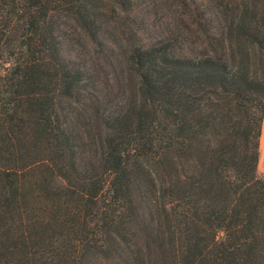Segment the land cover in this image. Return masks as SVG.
<instances>
[{"label":"trees","instance_id":"16d2710c","mask_svg":"<svg viewBox=\"0 0 264 264\" xmlns=\"http://www.w3.org/2000/svg\"><path fill=\"white\" fill-rule=\"evenodd\" d=\"M171 1L0 0V264H264V0Z\"/></svg>","mask_w":264,"mask_h":264},{"label":"rangeland","instance_id":"374dc122","mask_svg":"<svg viewBox=\"0 0 264 264\" xmlns=\"http://www.w3.org/2000/svg\"><path fill=\"white\" fill-rule=\"evenodd\" d=\"M157 2L156 11L147 8L137 13L138 18H142L147 26L140 34L141 37L146 38L158 34L166 26L165 24L171 26L177 23L184 26V23H186V20L180 17L181 14L178 15V11L183 12V10L172 4L171 0H157ZM65 49L67 53L74 55V51L69 44L66 45Z\"/></svg>","mask_w":264,"mask_h":264},{"label":"crops","instance_id":"0c3cea01","mask_svg":"<svg viewBox=\"0 0 264 264\" xmlns=\"http://www.w3.org/2000/svg\"><path fill=\"white\" fill-rule=\"evenodd\" d=\"M257 171L264 173V112L261 120V132L258 141Z\"/></svg>","mask_w":264,"mask_h":264}]
</instances>
